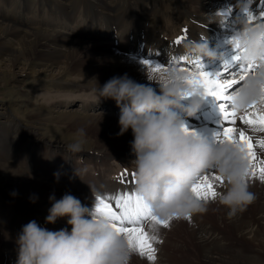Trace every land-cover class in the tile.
Segmentation results:
<instances>
[{
	"label": "bare ground",
	"instance_id": "6f19581e",
	"mask_svg": "<svg viewBox=\"0 0 264 264\" xmlns=\"http://www.w3.org/2000/svg\"><path fill=\"white\" fill-rule=\"evenodd\" d=\"M205 1H207L205 2L207 4H204L203 0H187V2L183 0H173L172 9H174V20L183 19L185 22L183 23V31L179 32L178 36L170 39L163 36V34L161 35L159 29L157 31L153 29V25H151L153 19H156V16H158L157 21L160 22L161 20L164 22L161 15L162 11L160 12L162 5L156 3L153 6L151 5L152 8H150L147 3L139 0H123L119 3L114 2L115 4L111 1L109 3L112 4H107L105 0H91L87 8L90 13V18L86 21L92 28V30L90 29L89 31L82 29L85 25L81 27L80 24H76L77 26L74 30L72 29L70 33L67 30L66 32H58L41 28L27 29L28 25H24L25 22H23L21 17L3 18L4 21L0 22V53L5 50L9 51L10 55L7 59L12 63V66H17L21 62L30 66L32 70L31 78L39 82L38 85L33 83L35 85L33 86V84H31V86L35 88L36 86H42L46 91V94H43L41 98L39 106L33 101L24 100V102H30L29 114L34 120L33 124L31 123L32 125L28 127L29 129L26 130L32 139L31 144L26 146V152L29 157L27 161L28 168L30 169L31 166L37 165L36 157L39 156L40 152L37 144L39 138L44 139L43 137H46V132H43L44 130L50 129L56 131L59 137L57 139L59 145H54L52 141H48L46 144H48V146L59 147L68 163L69 168L65 167L66 173H64L66 176L60 175L61 177H59V180L70 176L72 172L69 173V171H71V166L76 158V153H70L67 150V145L71 142L67 141V139H62L61 136H72L70 131H74V133L76 132L77 134L79 129H83L84 132H89L93 128H103L110 132H120L119 117H117L114 112L106 113L101 104L103 101L99 100V98H97V100L96 98H93V100L91 99L97 94L94 89H96L98 85L102 87L111 78L123 76L125 74L140 84L148 85L150 82L147 79L146 72L154 71L152 67L146 66L142 61H150L153 66L157 63L165 65V63L169 61L171 55L179 56L183 54L185 51L183 46L185 42L189 40L207 38L208 43H210L212 39L216 40L214 44L215 50L220 49L221 42L224 44L228 43L233 33L236 31L235 18L242 14L237 0ZM220 2L222 5L219 6L216 11L209 12V6L211 7L214 3ZM25 4L26 3L23 2L21 7H24ZM250 5V13L253 10H258L259 12L264 11V0H251ZM30 8H33V6ZM79 9V11L76 9H66L60 12V14L63 15L66 20H69L73 16H76V13L78 14V12H81V8ZM220 10H223L222 12L227 14L210 16ZM38 12L47 13L43 6L38 8ZM162 14L164 13L162 12ZM221 17L223 18L222 26L218 24ZM79 18L82 19L81 17ZM255 23H264V19L259 18V16H253L249 24ZM162 27L165 31L173 33L171 30H174V28L169 24L164 23L161 25V28ZM181 29L182 28H179V30ZM14 39L19 40L16 42L13 41ZM158 50L165 51L167 57L164 60L162 59L159 61L153 59ZM234 54V50L231 47L229 51L223 54V60H209L207 62L199 60V62L202 63L204 71L215 75L217 72H223L225 63H233L232 57ZM39 67L41 69L38 70L37 68ZM54 82L53 90L50 89V86H53L52 84ZM63 83L73 84V88L70 90H72V92L75 90L74 93H80L81 97H85L83 98V102H86V105L91 102L89 100H92L91 103L98 102L100 105L96 106L97 104H95L94 107L90 108L89 112H87L86 109L88 105L85 108V103L84 108L86 110L82 109L83 111H59V105L69 104L71 100L77 98L75 95H70L69 98L63 99L60 95L51 94L53 91L56 93L67 91ZM28 85H30V82H27L25 87L20 89H26ZM152 86L156 87L157 91L159 90L158 86ZM75 88H77L78 91H76L77 89ZM31 90L24 91L33 94L34 91L32 92ZM88 90L92 91V93L87 94L86 92H88ZM199 91L200 94L198 95L201 98L202 106L195 117H185V128H187L190 133L199 135L208 143L218 145L217 133L222 132L223 129L221 125L224 123L220 110V104L222 102L216 100L214 97L205 96L203 90ZM234 93L235 92L232 94ZM37 97H40V95ZM110 102L118 110L116 102L114 100ZM191 104L192 97H189L185 100L183 106L190 107ZM205 109L208 110L205 111ZM237 111L240 114L244 113V110ZM249 111H251V109H249ZM100 113H103V117ZM179 114L183 115V113ZM0 115L7 116L6 112ZM15 121V119H10L9 117L1 121L0 134H3L5 138H9L12 134H20L23 129L21 127L22 125ZM36 123L40 126H36ZM61 125L64 129L66 126L65 131L61 129L58 130ZM241 127L244 128L240 121L237 120L236 128L239 129ZM244 130L252 137L254 142L264 139V132L254 130L253 134H251L245 128ZM124 135L131 136L133 133L131 129H129ZM14 139H17V137ZM86 142L83 143V151L95 150L94 147L88 145L89 143L87 144ZM108 150L118 149L109 147L105 150L99 149L98 152ZM256 151L257 159H264V150L257 148ZM98 152L95 153L97 158L99 157ZM129 152L131 157L127 160L134 161L136 157L132 153V149H129ZM49 165L51 168L52 164L50 163ZM23 180V177L17 173L16 170L0 166V189L13 192L16 197H20V199L26 203V205H20L27 206L28 203L31 211L40 210L49 215L50 208L45 206L44 201H42L44 197H40L41 192L29 187L22 188L24 187L22 184ZM67 180L70 182L73 181L70 179ZM249 180L251 186L250 190L255 193L256 199L245 211L238 213L235 217L229 219L227 214L228 210L210 199L207 200L208 211L210 208H218L219 212H215V214H217L216 216L214 214V216L217 217V221L210 223L206 219H197L200 218L201 215L205 218V214H198L190 216V219L187 217L185 220H174V222H170V227H168L169 230L166 229L167 227H163L161 228L162 232L168 236L173 234L176 238L180 239L183 236V239L188 243L200 247L203 251V262L207 264H241L237 262V260L227 256L226 254L229 252L234 253L236 258L243 261V264H264V183H261L259 179H254L251 176H249ZM125 181V183L130 181L132 182L131 185H134L133 182H136V178L131 176L125 178ZM214 183L216 191L221 183L219 181ZM5 185L9 188H5ZM126 187H128V185ZM112 189L113 187L107 188L105 194L102 192L103 190L101 191L107 200L108 196L114 197L120 195L118 194L119 191L115 193V186L113 192ZM23 192H29V194L33 196V199L24 197ZM54 196L58 199L62 197L60 194H54ZM110 202L114 207L115 201ZM251 206L255 208V215L252 218H247L246 214ZM210 213L212 214L211 211ZM2 216L7 218L9 213L2 212ZM188 223L190 229L189 227L186 229ZM227 227L229 230L235 229V234L233 232L228 233L226 230ZM160 241H162V243H158L155 246L159 249L156 252L155 264H162L163 262L161 261L163 260V246L172 244L175 248L181 250L185 247L183 244L171 243L169 237L165 238L162 237V235H160ZM244 244L249 245L248 250H244ZM136 256H139L138 253ZM177 261L181 262L182 260Z\"/></svg>",
	"mask_w": 264,
	"mask_h": 264
},
{
	"label": "clouds",
	"instance_id": "9594fccd",
	"mask_svg": "<svg viewBox=\"0 0 264 264\" xmlns=\"http://www.w3.org/2000/svg\"><path fill=\"white\" fill-rule=\"evenodd\" d=\"M241 15L235 18L236 31L245 64H264V23H248L249 0H237ZM223 10L210 16H220ZM222 26L223 18L218 21ZM232 48L234 44H230ZM183 54L169 57L167 70L147 71L148 85L140 84L126 74L108 80L94 91L99 98L111 99L120 109L118 135L131 129L135 192L161 221L179 220L204 214L208 202L197 199L193 186L198 179L215 171L224 183L216 190L213 202L225 207L229 219L245 211L256 199L250 190V164L242 146L231 143L212 145L197 134L185 131L184 117H195L201 98L180 71L179 60H223L224 55L210 47L207 38L189 40ZM95 81V79H94ZM158 86V91L156 87ZM264 88V69L250 75L233 94L236 110H245L260 99ZM192 97L190 107L185 100ZM102 114L103 117V113ZM83 137V129L78 130ZM83 140L67 145L70 153L83 151ZM52 206L46 223L55 224L67 218L71 226L50 231L36 221L23 226L18 236L17 264H131L137 252L128 240L118 234L111 223L98 217L95 205L90 209L70 193L60 199L50 197ZM147 232L159 239L160 228L149 223Z\"/></svg>",
	"mask_w": 264,
	"mask_h": 264
},
{
	"label": "rangeland",
	"instance_id": "374dc122",
	"mask_svg": "<svg viewBox=\"0 0 264 264\" xmlns=\"http://www.w3.org/2000/svg\"><path fill=\"white\" fill-rule=\"evenodd\" d=\"M87 1L86 0H0V22L4 21L3 18L5 17H9V18L21 17L23 19V22H25L24 25H28L27 29L41 28L44 30H50V31L54 30L58 32H63V31L66 32L67 30L70 33L72 29L74 30L75 27L78 24H80L81 27L85 25V27L83 26L84 28L82 27V29H86V31H89L90 29L92 30V28L89 26V23L86 21H88L90 18V13L87 10V8L89 7L91 0H87ZM105 1L108 4L110 1L112 3L114 2L119 3L123 0L121 1L105 0ZM139 1L147 3L150 8H152V6L156 3L162 5L160 12L162 11L164 13L162 14L161 12L164 22H162L161 20L160 22L157 21L158 16H156V19L154 18L151 23V25H153L152 26L153 29L157 31L159 29L161 35L163 34V36L170 39V38H174L175 36H178L179 32L183 31L184 29L183 23L185 21L183 19L176 21L174 20L175 18V15L173 13L174 9H172L173 0H139ZM183 1L187 2V0H183ZM23 2H25L26 4L24 7H21ZM82 2L84 3V5ZM203 2L204 4H207L205 3L207 1L203 0ZM168 5L171 8H169ZM221 5L219 3H214V5H212L211 7L209 6L210 8L209 12L216 11L218 7ZM31 6H33V8H30ZM40 6H43L46 9L47 13L38 12V8ZM79 8H81V12L80 13L78 12V14L76 13V16H73L69 20H66L63 17V15L60 14V12L66 9L69 10L76 9L77 11H79L80 10ZM255 13L256 12H253V14ZM79 17H81L82 19H80ZM170 20L173 21L171 22ZM164 23L169 24L174 28L175 31L171 30L174 34L170 33V31L169 32L165 31L163 27L161 28V25H163ZM179 28L182 29L179 30ZM18 40L14 39L13 41L17 42ZM215 41L216 40L213 39L210 41L209 43L210 47L213 48L214 45L212 44H215L216 43ZM227 46L231 47L230 44H228ZM9 55L10 54L8 50L2 51L0 53V114L4 112H6L7 114V116L0 115V122L4 121L5 119H8L9 117L10 119H15L16 120L15 122L21 124L22 125L21 127L23 129L20 134L18 135L12 134L10 135L9 138H5L3 134H0V166H4L9 169L16 170L17 173H19L24 179L22 181L24 187L22 188L29 187L41 192L40 197H44V200L42 201H44L45 206L49 208H51L52 206L50 197L53 196L54 194H60L61 196H63L64 194L69 192L73 196L78 198L82 204L86 205L90 209L98 203V198L107 200L104 196L107 188L113 187L112 189L113 192L115 186V193L119 191L118 194L120 195L121 193L122 194L131 193L133 195H137L136 192H134L135 191L134 187L136 182H133L134 185H131L132 182L130 181H128V183H125L126 182L125 178L131 177L132 176L131 174L134 173L133 171L134 166L132 165L133 160L132 161L127 160L131 157L129 155L130 154L129 149H131V141H133L134 139L133 135L121 136L118 135L119 132H110L107 129H103V128H93L89 132L88 131L85 132V135L83 137L79 136L78 133L76 134V132L74 133V131H70L71 133L69 132L72 136L69 135L65 137L61 136L62 139H67V141L71 143L77 140H83L84 143L87 141L86 143L87 144L89 143L88 145L94 147L95 150L93 151L87 150V151H82V153L80 152L76 153L75 154L76 158L73 161V165L71 166V171H69V173L70 172L72 173L68 178H62L59 180V177L66 176L64 175V173H66L65 167H68V163L66 161L65 156L63 155L62 150L59 147L48 146V144H46L48 141H52L54 145H59L57 143L58 142L57 139L59 137L56 134V131H52L50 129L44 130L43 132L44 133L46 132L45 133L46 137H43L44 139L39 138L37 144L39 146V151H40L39 156L36 157L37 165L31 166L30 169L28 168L27 161L29 157L26 152V146L31 144L32 139L30 135L26 132V130H28L29 129L28 127L33 124L34 120L31 118V115L29 114L30 102L27 101L24 102V100L33 101L36 103L37 106H39L41 98L43 94H46L45 93L46 91L44 90L45 88H43L42 86H36V88L33 87L35 84L38 85L39 82L31 78L32 70L30 66L26 65L23 62H21L17 66H12V63L7 59ZM157 56L159 57V58L157 57L158 59H154V57H156L155 55L153 59L160 61L162 59L164 60L167 57L165 54L164 56L163 54H161V56L160 54ZM196 61L198 60L183 59L179 61V67H186L191 70L193 69V64ZM204 61H208V60H204ZM167 63H169V61L165 63L166 66L168 65ZM240 64H242L241 61ZM37 69L39 70L41 68L39 67ZM232 70H234V67L229 69V71ZM255 73L256 72H251L249 76ZM27 82H30V85H28L26 89H20V88H24ZM31 84H33V86H31ZM46 84L49 85L48 83ZM54 84L55 82L52 84L53 86H50V89L54 90ZM63 86L67 89V91H62L59 93L53 91L51 94L60 95L63 99L69 98L70 95H75L77 96V98L71 100L69 104L59 105L60 107L59 111L62 112V111L71 110V111L79 112V110L85 109L88 105L86 109L87 112H89L90 108L94 107L95 104H97L96 106L100 105V103L98 102L91 103L93 98H96V100L97 98H99L98 94L92 97L91 98L92 100H89L91 102H89V104L86 105V102H83V98L85 97L83 96L81 97L80 93L77 92L74 93L75 91L74 89L73 92L72 90H70L73 88L72 87L73 84L63 83ZM24 90H28V91L31 90L32 92L34 91V93L33 94L30 92L27 93ZM76 91H78V89ZM86 93L89 94L92 93V91L88 90V92ZM198 94H200V91H196L194 93V95H198ZM38 95H40V97H37ZM99 100L103 101L101 104H102V108H104L106 113L114 112V114L117 117L120 116V109L118 108L117 110L116 107H114V105H112V103L110 102L111 101L110 99L99 98ZM84 103L86 106L84 105ZM208 109H205V111ZM179 115H181V117L185 120V117L182 114ZM35 125L40 126L37 123ZM62 127L63 126L61 125V127L58 128V130L61 129L65 131L66 126L65 129L64 127L63 128ZM244 128L249 133L253 134L254 129L248 126H244ZM15 137H17V139H14ZM109 147L110 148L112 147V149L117 148L118 150H108V151L98 152L99 149L105 150ZM97 152L99 155L98 158L95 154ZM50 163L52 164L51 168L49 167ZM67 179L73 181L70 182ZM126 184L128 185L129 188L126 187L127 186ZM6 187L7 186L5 185V188ZM23 196L28 199H33L32 198L33 196L30 195L29 192H23ZM56 199L58 200V198ZM20 204L26 205V203H24L20 199V197H16L13 192L0 189V264H17L18 236L22 232L23 226L28 224L30 221L34 220L41 227L47 228L50 231H59L65 228L69 232L71 231V226L67 224V218L58 219L55 224H49L46 223V217L48 216V214H45L43 211L41 212L40 210L31 211L28 206V203L27 206H22ZM210 211L212 212V214L210 213ZM2 212L9 213V216L7 218H4L2 216ZM215 212L216 213L219 212L218 208H210L209 211L204 213L205 215L203 214L205 218L201 215V217L197 219H203V220L206 219L210 223H213L214 221H217V217H215L217 214H215ZM254 215H255V208L251 206L247 211L246 217L252 218L254 217ZM171 222H174V220H171ZM149 223H153V222L151 221L145 222L146 231H147V225ZM157 225L160 228V235H162V237L165 238L169 237V241L171 243L175 242V243L183 244L185 246L184 248H182V250L175 248L172 244H169L168 246H163V260H161L163 261L162 264H207L203 262L204 261L202 259L203 251L200 247L188 243L186 240L183 239V236L180 239V238H176L173 234L170 236L164 234L161 229L163 228V226L159 224ZM186 227H187L186 229H188V227L190 229L189 223L187 224ZM166 229L169 230L168 227ZM226 230L228 233L235 232V229L229 230L228 227L226 228ZM158 240H160V238ZM248 249H249V245L244 244V250H248ZM138 255L139 256L135 255L132 258L131 264H150V261L146 257H142L139 253ZM226 255L229 256L230 258L237 260V262L243 264V261L236 258L234 253L229 252ZM177 260H182V261L180 262Z\"/></svg>",
	"mask_w": 264,
	"mask_h": 264
},
{
	"label": "snow or ice",
	"instance_id": "6c2138e0",
	"mask_svg": "<svg viewBox=\"0 0 264 264\" xmlns=\"http://www.w3.org/2000/svg\"><path fill=\"white\" fill-rule=\"evenodd\" d=\"M220 14L226 15L227 13L221 12ZM259 18L264 19V11L259 13ZM252 19L253 15L248 13V22L250 23ZM228 43L235 45L233 48L235 54L232 57L233 63L224 64L223 72H217L215 75L206 72L199 61L194 62L193 69L191 70L186 67H180L179 70L189 73V79L186 83L194 91L203 90L205 96L214 97L216 100L222 102L220 110L224 123L221 125L222 132L217 133V142L219 144L227 142L242 146V150L247 154L251 168L249 175L264 183V159L258 160L256 151L257 148L264 150V139L254 142L243 127L236 128V121L239 120L244 126L264 132V88L261 89L262 95L260 99L245 109L243 114H240L232 103V93L242 86L251 72L264 69V64H240V61H242V50L240 49L239 40L235 32ZM142 63L148 67H152L154 72H160L168 68V65L165 66L158 63L153 66L147 60L142 61ZM233 66L234 70L229 71ZM185 131L189 132L187 128H185ZM131 175L135 178L136 174L132 173ZM216 181L222 184L223 178L217 175L215 171L206 173L193 186V194L197 199L204 201L209 199L214 200L216 196L214 182ZM110 201H115V207H113ZM95 213L98 217L108 220L113 229L128 240L131 248L142 257H146L150 261V264H155L157 252L155 244L162 243V241L148 234L145 229V222L151 221L153 224L170 227L171 220H159V218L151 213V210L138 195L131 193L109 197L108 200L98 198V203L95 205Z\"/></svg>",
	"mask_w": 264,
	"mask_h": 264
}]
</instances>
